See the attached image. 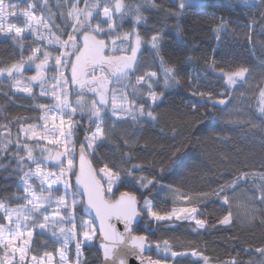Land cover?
Instances as JSON below:
<instances>
[{"label":"trees","instance_id":"1","mask_svg":"<svg viewBox=\"0 0 264 264\" xmlns=\"http://www.w3.org/2000/svg\"><path fill=\"white\" fill-rule=\"evenodd\" d=\"M37 2L36 15L47 17V9L39 7L43 0ZM154 2L156 7L152 6L153 0H125L133 6H142L144 20L136 26L133 16H125L123 19L117 17L115 23L119 36L135 28L143 40L136 70L125 81L127 90L135 85L137 76L154 71L160 77L154 90L158 95L162 93L161 100L153 105L144 95L146 85L136 92L135 98L137 109L142 102L145 113L151 110L157 119L134 121L126 116L115 120L105 114L103 124L113 130L97 144L98 147L94 146L95 153L90 154L92 164L97 172L105 163L120 171L122 182L118 181L111 200L128 191L137 197L141 207L146 197L152 200L153 210L160 215L184 207L198 209L195 218L206 222L202 228L197 227L196 221H155L147 211L142 213V221L135 227L134 234L147 236L150 243L159 242L161 247L164 240L170 244L169 256H158L156 249L150 254L152 259L173 264H202L196 259L201 256L192 255L195 250L208 257L210 264H231L233 258L236 264H262L264 257L256 249L264 247V203L258 199L260 186L264 184L261 179L264 175V114L260 111V91L264 88V21L260 13L264 8L248 10L239 0H201L176 17L172 13L179 10V0ZM48 4L56 14L55 24H61L60 13H67L65 0H48ZM19 7L25 9V5ZM221 16L228 21V26L217 32ZM98 20L100 17L92 21V26ZM10 22L23 27L21 20ZM157 32L163 34L160 55L178 73L179 83L167 88L162 85L159 56L148 48L151 36ZM34 39L31 34L25 37L22 50L19 44L0 35V68L18 62L22 55L25 58L31 55L30 48L36 47ZM241 66L249 69L247 79L229 88L220 69L228 72ZM6 86L0 82V126L11 124L14 127L21 119L26 125L39 124L42 113L38 105L51 107L55 104L52 98L25 97ZM226 90L228 94L222 95ZM201 92L211 93L213 99L207 95L201 97ZM219 99L231 103H227V107L219 104L213 107L214 101ZM75 119L78 127L73 129L75 135L71 139L77 149L85 135H90L86 129L92 130L94 125L77 115ZM175 159L182 163L173 164ZM134 164L141 165V169L128 176L127 170ZM241 173L247 174L246 180L239 179ZM22 175L16 161L0 157V202L8 207L24 203V192L19 185ZM142 176L154 177L157 182L143 189L137 183ZM233 182L235 190H228L229 204L213 195L221 186ZM201 194L207 195L202 197ZM182 196L189 197L191 202ZM81 206L82 203L77 204L73 209L78 237L80 222L87 220L80 214ZM229 211L232 213L230 224L221 225L219 220ZM63 215L67 216V212ZM75 247L73 239L64 246L63 241L57 242L50 235L35 232L29 256L43 257L50 252L55 264H60L56 255L57 249H62L67 252L65 261L73 264ZM172 252L178 255L173 257ZM82 253L81 264H101L94 243L82 245Z\"/></svg>","mask_w":264,"mask_h":264},{"label":"snow or ice","instance_id":"2","mask_svg":"<svg viewBox=\"0 0 264 264\" xmlns=\"http://www.w3.org/2000/svg\"><path fill=\"white\" fill-rule=\"evenodd\" d=\"M25 9L17 12L16 8L19 4L12 0H0V34L10 36L11 39L20 45L23 50L25 47V34L30 33L34 37L33 43L36 47H31V55L27 58L21 56L18 62L12 63L9 67L0 68V76H7L13 80V87L18 91L32 94V82H35L41 88L40 96L51 95L55 104L49 106L39 104L38 107L42 113L39 117L44 122L43 130L37 131L39 125L30 124L24 126L23 119L17 122L21 124L20 132L25 140L17 136L14 156L17 158V168L23 172L20 177L23 186V204L17 207H8L5 203L0 202V264H15L16 258H19V264H29L28 254L32 250L31 245L34 242V230L39 228L42 231H50L52 237L59 242L60 237L57 236L55 230L56 225H63L59 228L60 236L63 237V245L66 246L70 239H76V264H81L82 245L93 240L97 234V230L92 226L89 220L80 222V230L82 231L83 239H78V230L72 209L77 204H84L86 212H95V217L99 220V234L103 238V243L100 247L103 249L105 261L112 260L115 255V249L119 245H129L138 249L141 253L145 250V245L148 243L147 237L144 235H133L135 231L133 225L138 217L146 210L148 216L155 220H171L173 216L177 219L195 218L198 212L196 207H184L173 209L168 215H160L154 211L152 200L147 197L144 200V205L141 207L137 202V197L128 191L122 192L119 199L115 202H109L105 199L106 193H112L113 185L121 181V173L119 170H114L113 167L105 163L97 172L93 167L92 161L88 158L90 154L95 153L94 145L98 147L97 141H103L109 132L113 129L106 128L103 124L104 115L109 111L108 104L111 103V115L117 119L122 116H130L132 120L139 121L141 119H149L155 121L157 117L153 111L148 110L145 113V104L139 103L138 109L135 105L138 103L136 99L129 100L126 92L121 91V88L113 87L121 80L132 75L136 70L137 53L143 43L142 37L138 31L125 33L122 37L116 36L108 43L109 37H112L116 32L117 25L115 20L117 17L123 19L125 16H133L134 24L138 26L144 17L141 13V5L125 3V0H65L67 7L66 15L61 12L62 23L55 24L56 14L52 12L48 4V0H43L39 5L40 9H47L48 15L43 14L39 17L36 15L38 9L37 0H23ZM194 0H179L178 11L172 14L179 17L183 12L193 6ZM239 3L245 6L248 10L255 7L264 8V0H239ZM60 5L58 4L57 7ZM153 7H156L154 0ZM9 17L18 19L24 18V26H16L9 21ZM97 17H102L98 20L95 27L92 26V21ZM261 21H264V11L260 13ZM106 25V27H105ZM228 21L224 17H220V23L215 31L219 32L226 29ZM53 27L56 31H53ZM177 33H180V28L177 26ZM133 36L135 39L133 40ZM163 38L162 32L153 34L150 38L151 48L154 49L159 56L162 69L164 87H170L173 84L179 83L177 79V70L168 66L165 63V58L160 55V42ZM129 41L130 54L116 55V41ZM123 51V50H122ZM54 61L51 70L54 75L50 79L47 78L46 70H49L50 62ZM35 65V75L29 77L27 84L21 85V81L17 79V75H22L25 65ZM215 67V63L212 65ZM70 72V78L68 73ZM98 72L100 74H98ZM220 72L225 79L226 85L231 88L238 84V81L247 79L246 74L249 72L247 67H238L234 71L225 72L220 69ZM160 77L157 72H149L136 77L135 85H132L129 80V85H132L133 92H140L144 85L147 86L144 95L155 105L156 101L162 99V93L157 94L154 90V85L159 83ZM50 83V89L45 88V84ZM126 88L127 86H121ZM86 93H92L91 104L89 105L86 98ZM76 96V106H71L69 97ZM196 94V93H194ZM227 90L222 95H227ZM201 97L207 95L209 99H213L211 93H199ZM261 107L260 111L264 114V88L260 91ZM231 103V101H227ZM225 99L215 100L213 107L217 104L227 107ZM196 106L193 105V108ZM151 108V105H149ZM88 111L89 125L95 124V130L86 129L90 135H85L84 141L80 142L79 148V167L77 168L75 159V141L71 139L74 135V128L78 127V121L75 119L77 111ZM49 113L55 115L49 116ZM56 115L59 116V123L55 122ZM52 121V126L49 128V121ZM0 127L7 128V125ZM26 141H35V144L27 143ZM40 141H46L48 147L42 145ZM12 144L11 135L0 140V154L5 153ZM39 149V156L34 153ZM23 150L24 154H21ZM51 161L52 165L45 162ZM30 164H35L32 169ZM173 164L179 166L182 161L175 159ZM28 170L25 171V167ZM58 168V172L55 170ZM141 169V165L134 164L127 170L128 176H133L135 170ZM75 177V184L71 182V177ZM35 177L39 181V192L34 187L32 178ZM239 179L246 180L247 174L241 173ZM264 180V175L261 176ZM157 181L155 178L140 177L137 183L143 189H148ZM107 184L105 189L104 184ZM63 185V191L54 185ZM19 187V185H18ZM261 195L258 197L261 203H264V184L261 186ZM235 190V182L232 185L221 186L218 192L213 195L222 197L224 204H229L228 190ZM56 193H59L58 195ZM207 194H201L206 196ZM71 197V204L68 198ZM79 198V199H77ZM181 198L191 202L187 196ZM55 199L57 209L53 213L54 219L52 226L49 225V215L44 209L50 207ZM247 207V204L244 205ZM67 210V216L62 215L60 209ZM181 213L185 214L181 217ZM43 216V222H40L39 217ZM232 213L228 212L222 219L219 220L221 225H228L231 222ZM115 218L124 225V232H118L111 220ZM264 222V221H262ZM205 221L196 219V224L199 227L205 226ZM71 224V227H67ZM157 249L161 248V244L157 242ZM163 250L165 253L170 251L168 240L163 241ZM60 254L61 261L64 260L65 253L62 249H57ZM260 256L264 257V247L256 249ZM178 255L172 252V256ZM193 256H201L204 264H209V259L202 256L197 251L192 252ZM53 254L46 252L43 257L32 255L30 264H52ZM113 264L115 261L113 260ZM119 264H125L121 259ZM150 264H159V261L151 262ZM231 264H236L235 259L231 260ZM264 264V262H262Z\"/></svg>","mask_w":264,"mask_h":264},{"label":"rangeland","instance_id":"3","mask_svg":"<svg viewBox=\"0 0 264 264\" xmlns=\"http://www.w3.org/2000/svg\"><path fill=\"white\" fill-rule=\"evenodd\" d=\"M110 2L114 3V0H110ZM200 2H201V0H194V3H200ZM15 3L19 4V6H20V4L25 5V4L23 3V0H19L18 2H15ZM23 10H24V9L21 8V7H18V8L15 9V11H17V12H20V11H23ZM100 19H102V17H100ZM12 20H21V22H23V26H24V18H23V17H19L18 19L9 17V21H12ZM96 23H97V22H95V24L93 25V27H95ZM0 35H1V37L9 38L11 41H13V40L11 39L10 36H5V35H3V34H0ZM29 35H30V33H26V34H25V37H27V36H29ZM116 36H119V34H118L117 32H115V33L113 34L112 37L107 38V39H109V40H108L109 45H111V41H112L113 39H115ZM121 37H122V36H121ZM134 39H135V37L133 36V40H134ZM13 42H14V41H13ZM14 43H15V42H14ZM129 43H130L129 41H121V40H117V41H116V49H117V50H116V55L130 54L131 49H130V47H128ZM148 48H149V51H150L151 53H154V54L156 53V51H155L154 49L151 48V45H150V44H149V47H148ZM122 50H123V51H122ZM141 52H142V45H141V47H140V49H139V51H138V53H137V57H139V54H141ZM136 63H137V62H136ZM51 64H54V61H52ZM50 67L52 68V65H51ZM50 67H49V69H50ZM52 72H53V70L50 69V73H49V75H48V77H47L48 79H50L51 76L54 75V73H52ZM33 75H35V65H34V64H31V65L26 64V65H25V68H24V70H23V74H22V75H19V74H18L16 78L19 79V80L21 81V85H23V84H27V83L29 82V79H28V78L31 77V76H33ZM68 75H69V78H70V72L68 73ZM127 78H128V77H126V78H124L123 80H121L118 84H114V85H112V86H113V87H116V86L118 85V88H121V91L126 92V93L128 94V96H129V100H132V99H135V98H136L137 93H134V92H133V88L127 90V89H128V83L125 82V81L127 80ZM161 80H162V85H163V87H164L163 76H162V69H161ZM0 82H1V83H5V84L7 85L6 87L9 88L11 91H13V93H15V94L23 95V96H25V97H31V96H33V95H37L38 97L52 98L51 95H48V96H40L41 88L38 87L37 89H35V88H36V85H35L34 82H32V84H31L32 89H33L32 94H29V93H26V92H22V91H18L15 87H13V83H14L13 80L7 78L6 75H5V76H0ZM124 85H126L127 87H126V88L121 87V86H124ZM119 86H120V87H119ZM50 87H51L50 83H46V84H45V88L50 89ZM92 96H93L92 93H86V98H87V102H88L89 105L91 104ZM71 97H73V99H72V101H71V106H76V96L73 94V95H71V96L69 97V99H70ZM52 100H53V98H52ZM136 106H137V104L135 105V107H136ZM108 109H109V111H108L107 113H103L102 115L108 114V115L111 116L113 119L118 120L116 117H114V116L111 115V103H110V102H109V104H108ZM53 115H55V114H53V113H50V114H49L50 117L53 116ZM75 115H77V116L80 117L81 119H84L86 123H89V120H88V115H89V113H88L87 110H85L84 112L77 111ZM124 117H126V116H122V118H124ZM127 117H130V116H127ZM120 119H121V118H120ZM55 122H56L57 124L59 123V116H58V115H56ZM43 124H44V122H43L42 120L39 122V124H36V125H39V127L37 128V131H41V130H43ZM93 125H94V126L92 127V130H95V127H96V126H95V124H93ZM24 126L27 127L28 125H26V123H24ZM48 126H49V128H51V126H52V121H51V120L49 121V125H48ZM20 127H21V124L17 123L16 125H14V127H12L11 124H8V125H7V128H5V127H1V129H0V140L4 139L5 137H8V136H9V132H10L11 140H12V144L9 145V149H8V151L5 152V153L0 154V157H7L8 159H10V161H11V160H12V161H16V165H17V158L14 156V153H15V145H16V141H17V136L19 135V136L21 137V140H25V139H26V138H24L23 134L20 132ZM26 142H27V143H30V144H35V143H36L35 141H26ZM99 142H101V141H97V144H98ZM40 143H41L42 145H45V146H48V147H53V146H51V145H47V142H46V141H40ZM94 146H95V145H94ZM21 154H24V153H23V150H21ZM39 154H40V153H39V149H37V151L34 153V155L39 156ZM89 156H90V155H89ZM45 163L48 164V165H52V162H51V161H48V162H45ZM29 166H30L32 169H34V168L36 167L35 164H30V162H29ZM26 167H27V166H26ZM55 170H56L57 172L59 171L58 168H56ZM72 178H73V176L71 177V180H72ZM31 182L33 183V185H34V187L36 188L37 192H39V181H38L35 177H33ZM117 183H118V182H116V183L113 185V190L115 189ZM19 185H20L21 189L23 190V186H22V182H21V181H20ZM104 186H105V189H106V188H107V184L105 183ZM53 187H54V188H55V187H59V188H60V191H61V192L63 191V185H62V184H61V185H58V186H57V185H54ZM56 194L58 195L59 193H56ZM24 195H25V193H24ZM111 195H112V193H106V197H107L108 199L111 198ZM68 202H69V204H71V197L68 198ZM56 209H57V204H56V202H55V199H53V201H52L50 207H46V209H44V211L46 212V214L49 215V217H50V219H49V225H50V226H52V220L54 219V217H53V213L56 211ZM177 210H178V209H177ZM60 211H61V214H62V215H63V212H67V210H65V209H63V208H61ZM145 211H146V210H145ZM72 212H74L73 209H72ZM171 212H172V211H171ZM171 212H170V213H171ZM1 214L3 215V213H1ZM168 214H169V213H168ZM168 214H166V215H168ZM166 215H165V216H166ZM180 215H181V217H183L185 214L181 213ZM74 218H75V217H74ZM151 218H153V217H151ZM153 219H154V218H153ZM39 220H40V222H43V216H40V217H39ZM87 220H88V219H87ZM154 220H155V219H154ZM155 221H156V220H155ZM157 221H163V220H157ZM166 221H194V222H195V221H196V218L189 217L188 219H184V218L177 219L175 216H173L171 220H166ZM75 222H76V218H75ZM76 224H77V222H76ZM61 226H63V225H56V226H55V230H56V232H57V236L60 237L59 242H62V241H63V237L60 236V232H59V228H60ZM70 226H71V225H70ZM92 226H93V224H92ZM93 227H94V226H93ZM197 227H198V228H202V227H199L198 225H197ZM35 232L44 233V234L50 235V236L52 237L50 231H42V230L39 229L38 227L35 228V230H34V234H35ZM79 234H80V235H79L78 238H79V239H83L82 231L79 232ZM52 238H54V237H52ZM54 239H56V238H54ZM96 239H97V234H96V236L93 238L92 241H90V242H88V243H85L84 245H92L93 243L95 244ZM70 240H71V239H70ZM70 240H69V241H70ZM73 240H74V242L76 241V239H73ZM75 250H76V247H75ZM64 253H65V256H64V260H63V261H61V258H60V254H59V252H58L57 255H56V258L59 259V263H60V264H68V263L65 261V258H66V254H67V252L64 251ZM157 255H158V256H161V257H162V256L167 257V256L170 255V253H169V252L165 253L164 250H163V247H161V248H159V249L157 250ZM76 257H77V253H76ZM27 259H28L29 264H30L31 257L29 256V254H28V258H27ZM196 259L199 260V261H201L202 264H204V261H203L202 258H200V257H196ZM15 264H19V258H18V257L16 258V262H15ZM52 264H55V258H54V257H53ZM209 264H210V263H209Z\"/></svg>","mask_w":264,"mask_h":264},{"label":"water","instance_id":"4","mask_svg":"<svg viewBox=\"0 0 264 264\" xmlns=\"http://www.w3.org/2000/svg\"><path fill=\"white\" fill-rule=\"evenodd\" d=\"M8 78V77H7ZM242 81H238V83H241ZM36 86H39L37 83H35ZM90 159V157H88ZM76 165L77 168L79 167V148L76 151ZM94 167V166H93ZM71 182L73 184H75V177L73 176ZM120 194L113 200H109L106 195H105V199L108 200L109 202H115L117 199H119ZM138 202V200H137ZM138 204L140 205V203L138 202ZM80 214L81 216L87 218L88 220H90L94 226V228L97 230V240L95 243V247L97 249V251L99 252V256H100V262L101 264H106L105 261V257H104V252L103 249L100 247L101 243H103V238L102 236H100L99 234V228H100V223L99 220L95 217V212H86L85 211V205L82 204L81 208H80ZM142 214L140 217L137 218V220L134 222V229L137 225L140 224V222L142 221ZM111 223L113 225H115L116 229L118 232L123 233L124 232V225L122 222L116 220L115 218H113L111 220ZM133 235L134 232H133ZM147 237V236H146ZM147 241H148V237H147ZM156 244L155 243H147L145 245V250L141 253L138 249H135L129 245H119L116 249H115V255L113 256L112 260L107 261V264H113V260L115 261V264H119V261L121 259H123L125 261V264H150L151 262H156L158 260H154L150 257V254L153 250H155ZM159 264H173L172 262H166V261H159Z\"/></svg>","mask_w":264,"mask_h":264},{"label":"flooded vegetation","instance_id":"5","mask_svg":"<svg viewBox=\"0 0 264 264\" xmlns=\"http://www.w3.org/2000/svg\"><path fill=\"white\" fill-rule=\"evenodd\" d=\"M52 64H51V62H50V65H49V67L51 66ZM50 69H51V67H50ZM50 69L49 70H46V75H47V77H48V75H49V73H50ZM98 74H100L99 72H98ZM35 89H37V88H35ZM79 148V147H78ZM77 150V149H76Z\"/></svg>","mask_w":264,"mask_h":264}]
</instances>
